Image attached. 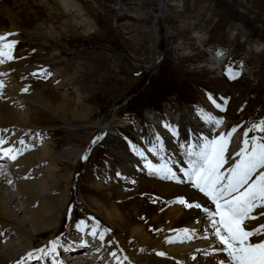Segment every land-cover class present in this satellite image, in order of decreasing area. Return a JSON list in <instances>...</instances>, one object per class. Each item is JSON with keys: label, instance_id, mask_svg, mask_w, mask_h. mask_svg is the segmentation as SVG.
I'll list each match as a JSON object with an SVG mask.
<instances>
[{"label": "rangeland", "instance_id": "obj_1", "mask_svg": "<svg viewBox=\"0 0 264 264\" xmlns=\"http://www.w3.org/2000/svg\"><path fill=\"white\" fill-rule=\"evenodd\" d=\"M68 1L74 8L70 12L64 11L56 0H0V4L15 13L14 20L20 28L13 39L17 41L14 59L2 65L9 62L28 65L27 86L48 103L67 99L66 115L52 114L47 106L39 105L40 111L35 116L43 118L42 124L50 125L41 127L48 133L32 135L31 139L38 142L29 139L36 148L39 146L37 149L48 141L56 149H81L77 163L65 167V172L71 171L72 176L63 214L66 218L59 233V236H63L64 230L66 233L67 241L61 244L64 251L69 246L84 249L80 245L86 233L77 227L81 221L88 227L84 219L90 224L98 222V228L107 227L134 249L137 244L128 238V219L120 221L111 212L118 207L124 217L139 216V221L149 227L152 223L158 225L152 218L160 217L173 204L152 192L150 186L138 183L140 177L165 179L148 167L149 163L154 167L165 164L146 154V149L153 151L155 139L142 137L148 134L146 127L141 129L143 125L149 128L151 136L166 139L160 136L161 131L178 133L170 114L179 116L195 133L206 124L203 112L211 114L222 121L219 125L224 128L218 131L219 125H214L215 132L203 139L212 140L234 127L237 129L226 154L228 158L234 136L242 140L244 131L254 122L264 120V0ZM0 24L8 26V18L0 17ZM38 24L53 28L55 38L45 42L25 32ZM215 52L224 57L220 67L211 68L208 58ZM233 73L239 75L230 78ZM213 100L224 110L217 108ZM146 110L159 111L163 122L153 113L160 123L148 121L149 124L144 118ZM194 113L204 118L199 119ZM195 119L202 124L192 125ZM139 129L142 133H138ZM252 136L262 137L264 132H249V137ZM97 137L103 138L93 143ZM130 157L141 159L143 174L132 172L133 178L121 174L107 179L109 171L124 172ZM229 166L226 163L222 171ZM63 186L62 183L59 192ZM10 188L16 193L15 183ZM93 200L98 203H91ZM17 203L18 208L23 206ZM104 210L110 211L115 225L109 223ZM20 218L25 220V216ZM38 250L39 256L46 257L49 253ZM26 254L17 255V264L23 258L38 264L39 256L31 258L25 257ZM58 256L65 257L62 253ZM178 263L174 260L171 264Z\"/></svg>", "mask_w": 264, "mask_h": 264}, {"label": "bare ground", "instance_id": "obj_2", "mask_svg": "<svg viewBox=\"0 0 264 264\" xmlns=\"http://www.w3.org/2000/svg\"><path fill=\"white\" fill-rule=\"evenodd\" d=\"M56 1L64 11L70 12L74 9L68 0ZM2 16L8 18L9 25L0 24V33H15L9 39L17 38L20 28L14 20L15 13L10 8L0 4V17ZM25 32L32 37L37 36L46 42L48 38L55 36L56 31L53 28H47L43 24H38L33 28H26ZM223 57L224 55L222 54L212 53L208 58L209 66L211 68L220 67ZM9 63L0 64V83L3 84V87L0 88V137L7 140V143L0 145V148H13L19 151L15 153L17 155L16 160L0 158V264H17L16 258L19 253H27L25 257H29L28 254L32 252L31 258L38 257L41 254L37 252L38 246L44 247V251H49L46 257L43 255L38 257L39 261H41L40 264H171L174 260H178V264H219L221 259H227L226 253L217 251L223 246L218 244V238L215 237L214 228L211 224V217L204 211V208L214 211L215 204L203 193L193 188L186 176V181H184L183 175L189 167L190 159L193 158L188 155V152L190 150H199V148L197 150V146L201 147L205 140H208L203 139V137H211L213 131L215 132L216 123L206 119V124L202 125L198 132L195 133L192 126L184 125L186 123L181 122L179 116L171 114L170 119L178 129L177 135H172L168 130L169 135L167 132L161 131L160 136L166 139H156V137L151 136L146 125L141 128L143 130L145 127L148 129V134H143V138L155 139L153 151L146 149V154L149 157L157 158V160L161 159L182 181L177 182L172 179L156 180L139 176L141 178V180H138L139 184L145 187L150 186L152 192L160 195L166 202H173V204H169L171 207H167L160 217L152 218V222H158V225L152 223L153 226H145L137 218L139 216L124 217L117 207L111 213H114L113 215L119 218L120 221L121 219L124 220V218L128 219V238L134 240L137 244L134 249L127 247L121 236L114 234L112 231L105 233L103 242L91 236L89 233L92 230V226L96 223L93 221L90 224L87 219H84L88 225V227H83V231L81 230V232L86 233V236L84 235L83 237L84 242L80 245L84 249L69 246L65 248V251L70 249H75V251L68 253L62 252L64 251L63 246H57L56 252H51V241L58 240L59 245L67 241L65 230L62 231L63 236H59V233H61L60 225L63 224L66 218L63 214H66L68 183L72 176L71 171L65 172V167L69 166V164L77 163V158L81 155V149L72 147L56 149L53 142L50 141L44 143L42 148L37 149L39 146L36 148L33 142H38L39 140H32V135H41L43 131L48 133L45 129L50 126L42 124L45 122L43 118L35 116V113L40 111L39 105L47 106L52 114L59 112L66 115L69 109L66 107L67 99H62L56 104L48 103V100L43 98L40 93L33 91L31 87L27 86V81H30L25 77L27 71L30 70L28 65L16 62ZM24 88H27L28 91L24 92ZM153 113L160 116L162 123L164 117L159 111L154 110H146L144 114L146 121L159 125L160 119ZM194 114L199 119L204 118V116L200 117L196 113ZM199 119H195L194 121L196 122H193L192 125L202 124ZM211 127L213 128L210 129ZM27 128L29 130L25 131ZM151 128L156 129L152 126ZM222 128H224V125H219L218 131L222 130ZM163 129L166 128L163 127ZM143 130L139 129L138 133H142ZM196 134H199V136ZM28 136L29 138L27 139L26 137ZM192 137L195 139H192ZM176 139H180V141ZM240 146L241 139L238 136H234L228 154L229 165L236 158L234 153ZM2 155L3 153L0 152V156ZM126 158L128 159V157ZM129 160L127 167H123L124 172L111 173L109 171L106 174L107 179L116 178L121 174H126L133 178L132 172L143 174L144 166L141 159L130 157ZM9 181L15 183L16 193H12V190H10L11 183ZM62 183L64 184L63 190L59 192ZM98 187H101V183L97 184ZM126 187L129 189V186ZM3 190L5 191L3 192ZM180 198H184L188 202L200 203L201 208L184 207V205L177 203ZM17 202L22 203L23 206L18 208ZM91 203L98 202L93 200ZM11 211L15 212V214L11 213ZM111 213L108 210H104L105 217L109 223L114 224ZM253 214L259 215V210H256ZM21 216H25V220L20 218ZM261 222H264V216L248 223L250 226H255ZM158 226H162V229L158 230ZM88 228L90 229L88 230ZM104 229L108 228H98L97 231L100 232ZM185 230L188 232V237L183 238L181 241L178 236L182 235ZM156 233H158L157 237L153 238ZM80 235L81 237L83 236L82 233ZM77 238L79 239V237ZM169 240L175 242L170 243ZM64 247L66 246L64 245ZM82 250L84 251L83 254L78 253ZM112 252L117 254L118 259L111 255ZM161 252L165 253V255H158ZM60 253L64 254V259L59 258L58 254ZM28 259H19V262L20 264L36 263V261L30 263ZM26 261L29 262L25 263Z\"/></svg>", "mask_w": 264, "mask_h": 264}, {"label": "snow or ice", "instance_id": "obj_3", "mask_svg": "<svg viewBox=\"0 0 264 264\" xmlns=\"http://www.w3.org/2000/svg\"><path fill=\"white\" fill-rule=\"evenodd\" d=\"M12 35L15 33H0V64L14 59L13 51L17 41L9 39ZM238 75L239 73H233L230 78H235ZM2 87L3 84L0 83V88ZM23 91L27 92L28 89L24 88ZM213 103L215 104L214 100ZM215 106L224 110L220 104H215ZM204 116L208 121L217 125L222 123L211 114L204 113ZM256 130L264 132V120L259 123L254 122L247 131H244L241 146L234 153L237 159H234L231 165L223 171L224 165L228 163L226 154L232 136L237 131L235 127L218 138L205 140L198 151L190 150L188 152V155L193 158L189 161L185 176L193 188L203 193L215 204L214 211H209L207 208H204V211L211 217V224L214 228V235L218 238V244L223 246L217 251L226 253L227 256V259H221L219 264H264V222L255 226H250L248 223L264 216V211H260L259 215L253 214L257 209L264 210V136L249 137V132ZM102 138L97 137L93 143ZM6 143L7 140L0 137V145ZM17 151L19 150L13 148H0V152L3 153L0 158L16 160L15 153ZM84 159H87V155ZM148 167L153 172L160 174L162 178L182 182L167 165L154 167L149 163ZM177 203L188 208H201L200 203L188 202L183 198L179 199ZM77 227L83 231V227H86L85 222L81 221ZM98 227L97 222L89 234L103 242L105 233L109 230L104 229L98 232ZM186 237H188L187 230L179 235L178 239L182 241ZM169 242L175 241L169 240ZM50 243L52 245L51 252H56L57 246H62L59 245L58 240ZM38 251L43 252L44 250ZM28 255L32 257V253ZM111 255L118 259L115 252H112ZM158 255L164 256L165 253L161 252Z\"/></svg>", "mask_w": 264, "mask_h": 264}]
</instances>
